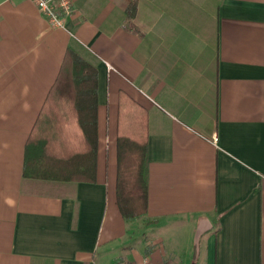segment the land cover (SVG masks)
<instances>
[{
	"label": "crops",
	"instance_id": "0c3cea01",
	"mask_svg": "<svg viewBox=\"0 0 264 264\" xmlns=\"http://www.w3.org/2000/svg\"><path fill=\"white\" fill-rule=\"evenodd\" d=\"M64 24L0 0V264H264V0H72ZM72 54L97 69L96 181L24 177L43 106L59 131L73 113ZM120 93L146 112L132 219L116 205Z\"/></svg>",
	"mask_w": 264,
	"mask_h": 264
},
{
	"label": "trees",
	"instance_id": "16d2710c",
	"mask_svg": "<svg viewBox=\"0 0 264 264\" xmlns=\"http://www.w3.org/2000/svg\"><path fill=\"white\" fill-rule=\"evenodd\" d=\"M134 3L127 8L129 17ZM75 90L70 113L61 116L60 131L41 109L27 143L22 175L35 179L96 181L97 174V69L72 54ZM46 104V103H45ZM116 142V205L124 219L147 211L146 112L125 93L119 94Z\"/></svg>",
	"mask_w": 264,
	"mask_h": 264
},
{
	"label": "built area",
	"instance_id": "2783aa9c",
	"mask_svg": "<svg viewBox=\"0 0 264 264\" xmlns=\"http://www.w3.org/2000/svg\"><path fill=\"white\" fill-rule=\"evenodd\" d=\"M41 15L53 28H64V19L70 14L72 0H32ZM150 264L149 258L145 257L140 263Z\"/></svg>",
	"mask_w": 264,
	"mask_h": 264
},
{
	"label": "rangeland",
	"instance_id": "374dc122",
	"mask_svg": "<svg viewBox=\"0 0 264 264\" xmlns=\"http://www.w3.org/2000/svg\"><path fill=\"white\" fill-rule=\"evenodd\" d=\"M114 111L112 110L110 117H109V123L108 127H106V124L104 123L105 120L103 119L100 122V130H99V143H100V152H99V168L101 169L104 163L105 157L102 156V150L104 149V141L106 140V137H108L109 140L115 139V131H114ZM105 126V127H103ZM114 144V143H113ZM113 151V150H112ZM105 152V151H104ZM108 168H112V172L114 171V165H113V153L109 157V164Z\"/></svg>",
	"mask_w": 264,
	"mask_h": 264
}]
</instances>
